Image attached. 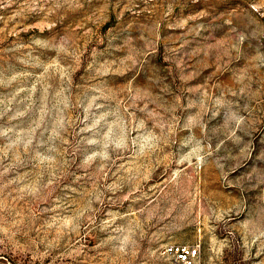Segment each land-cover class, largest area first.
Here are the masks:
<instances>
[{
	"label": "rangeland",
	"instance_id": "rangeland-1",
	"mask_svg": "<svg viewBox=\"0 0 264 264\" xmlns=\"http://www.w3.org/2000/svg\"><path fill=\"white\" fill-rule=\"evenodd\" d=\"M264 264V0H0V264Z\"/></svg>",
	"mask_w": 264,
	"mask_h": 264
},
{
	"label": "built area",
	"instance_id": "built-area-1",
	"mask_svg": "<svg viewBox=\"0 0 264 264\" xmlns=\"http://www.w3.org/2000/svg\"><path fill=\"white\" fill-rule=\"evenodd\" d=\"M166 264H201L200 245H167L163 251Z\"/></svg>",
	"mask_w": 264,
	"mask_h": 264
}]
</instances>
